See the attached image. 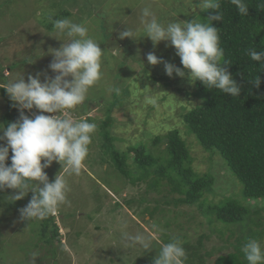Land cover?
I'll return each mask as SVG.
<instances>
[{"label":"rangeland","instance_id":"obj_1","mask_svg":"<svg viewBox=\"0 0 264 264\" xmlns=\"http://www.w3.org/2000/svg\"><path fill=\"white\" fill-rule=\"evenodd\" d=\"M145 7L166 24L175 19L196 20L202 6L201 0H0V87L21 75L25 82L28 75L38 72L55 75L48 67L53 60L50 50L59 49L68 38L57 35L48 16L87 22L89 35L104 51L103 79L90 90L83 105L71 110V118L96 123L97 130L81 174L66 177L71 188L70 203L61 205L53 215L57 233L41 235L43 220L21 219L19 209L28 204L32 192L12 202L9 196L15 195L16 190L0 191V264H153L161 242L178 236L186 249L197 245L201 235L206 237L197 250L210 253L204 256L205 263L213 264L218 255L234 250L231 242L246 236V230L238 223L229 225L221 235L217 230L220 223L208 224L195 203H164L177 196L169 192L168 186L154 190L145 182L133 184L116 173L108 161H101L102 136L98 128L107 115V131L115 137L113 144L120 150L143 141L147 149L160 156L164 145L153 142L154 135L179 128L193 171L211 177V190L200 200L206 198L205 204H218L226 196L239 198L251 217L261 223L257 227L261 234L256 239L264 244V199H242L241 184L224 160L203 149L191 134H185L180 123L179 115L189 104L187 92L193 88L187 70L184 78L175 74L170 78L163 63L147 62V54L154 53L183 69L173 46L164 41L154 46L150 38L143 37L140 29ZM126 28L133 31L134 38H119ZM29 59L35 62L27 63ZM110 87H118L119 95L109 93ZM5 110L6 102L0 93V124ZM24 114L34 118L40 113L34 108L24 110ZM19 118L17 107L12 122ZM128 163L132 164L131 157ZM7 164L10 166L11 161ZM61 169L54 161L44 171L53 182ZM124 232L150 236L153 248L144 252L139 247H128L122 240Z\"/></svg>","mask_w":264,"mask_h":264},{"label":"clouds","instance_id":"obj_2","mask_svg":"<svg viewBox=\"0 0 264 264\" xmlns=\"http://www.w3.org/2000/svg\"><path fill=\"white\" fill-rule=\"evenodd\" d=\"M241 17H247L249 5L246 0H230ZM201 6L212 9L217 14L207 19L206 23L192 20L182 22L173 20L161 22L149 7L142 10L141 24L143 37H148L153 45L161 41L168 42L180 57L183 69L175 64L158 58L154 53L147 54V62L151 65L164 64L168 77L184 78L191 85L198 80L208 90L216 89L221 93L239 97L241 87L224 65H231L224 58V49L220 44L219 30L212 26V21L223 19L220 11V0H201ZM52 23L57 35L65 36L68 42L59 49H51L53 60L49 69L54 76L46 73L28 75L27 82L21 75L9 80L3 89L6 90L13 107L20 110V118L16 122L0 124V191L16 190L9 196L12 202L23 199L32 192L28 204L19 209L22 220L32 222L55 215L60 206L70 203L68 194L71 191L67 176L81 174L89 156L93 135L97 124L87 120L71 118V110L85 103L90 90L103 79V56L100 43L89 35L87 22L75 23L70 19H53ZM134 38L129 28L120 32L119 38ZM59 40V39H58ZM247 55L259 63L264 72V51L248 49ZM29 59L27 63H34ZM41 75H44L43 82ZM259 87L261 78H253ZM109 93L119 95L118 87H110ZM39 110L40 114L29 118L24 110ZM44 113L54 114L45 115ZM11 151V164L9 152ZM43 161V163H42ZM62 166L53 182L44 169L53 162ZM63 173V174H61ZM153 225V228H156ZM162 231V229H158ZM122 240L128 247H139L144 250L153 248L151 237L142 233L122 234ZM248 264H264V244L257 239H249L242 247ZM188 254L183 241L173 236L169 242H161L158 255L153 264H186Z\"/></svg>","mask_w":264,"mask_h":264},{"label":"trees","instance_id":"obj_3","mask_svg":"<svg viewBox=\"0 0 264 264\" xmlns=\"http://www.w3.org/2000/svg\"><path fill=\"white\" fill-rule=\"evenodd\" d=\"M246 2L249 13L247 17H241L230 0H220L223 19L212 21V26L219 30L224 58L231 63L224 66L241 87L240 96L234 98L216 89L208 90L197 80L192 90L187 92L189 104L179 115L185 134H191L203 149L224 160L228 170L240 182V194L244 200L264 199V72H261L259 63L247 55L251 48L258 52L264 51V0ZM216 14L212 9L201 7L195 18L206 23ZM257 75L261 78L259 87L253 82ZM0 93L6 102L2 120L3 124H7L12 122L17 107H13L3 86L0 87ZM101 123L98 128L102 136L101 161H108L116 173L129 178L133 184L145 182L149 189L154 190L161 185L168 186L169 192H175L177 196L165 199L164 203H195L208 219V224L214 221L220 223L217 230L221 235L229 225L240 224L246 230V236L231 242L234 250L218 255L213 264H248L242 247L249 239L260 236L261 230L257 227L261 223L251 217L249 209L237 197L226 196L218 204H205L206 198L200 200L205 192L211 190V177L193 171L189 164L188 146L179 128L154 135L153 142L164 145L163 153L159 156L147 149L143 141L129 144L125 150L116 148L113 144L115 137L107 131L110 116L107 115ZM11 155L10 151V161ZM130 157L132 164L128 163ZM130 165L134 167L130 169ZM53 219V216L43 219L41 235L45 236L50 231L57 233ZM205 237L201 235L197 245L186 248L189 249L186 264H206L204 256L210 253L197 250Z\"/></svg>","mask_w":264,"mask_h":264}]
</instances>
